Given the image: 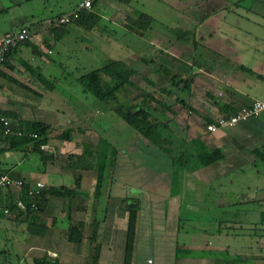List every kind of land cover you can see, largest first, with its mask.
Here are the masks:
<instances>
[{
  "label": "crops",
  "instance_id": "1",
  "mask_svg": "<svg viewBox=\"0 0 264 264\" xmlns=\"http://www.w3.org/2000/svg\"><path fill=\"white\" fill-rule=\"evenodd\" d=\"M256 6L264 11V0ZM52 20L34 26L20 17L0 28V39L23 25L30 31L29 40L13 48L0 65V114L18 127L32 121L48 126L46 141L38 150L30 143L10 146V136L0 139V175L21 180L26 186L41 182L45 192L60 187L71 192L66 196L46 192L39 210L32 213L15 205L17 201L24 204V188L0 187V208L12 207L0 216V264H33L39 259L42 264H122L126 212L121 200L128 196L114 193L111 175L124 151L114 148V163L107 170L110 177L102 180L95 195L98 155L90 170L73 169L66 156L79 155L81 149H61L70 146L74 133L68 141L53 142V128L67 120L56 117V113L65 116L60 108L63 103H50L55 95L45 94L54 91L49 86L53 85L49 81L53 62L47 57L55 43ZM66 28L67 32L73 30ZM259 43L263 46L244 52L241 43L232 46L226 41L225 52L219 53L224 62H212L205 74L208 83L202 86L192 79L194 86L188 88L186 102L175 97L174 111L171 103L162 107L169 115L163 116L165 120L172 118L181 125L173 130L163 124L164 136L177 145L190 143L191 155L214 151L217 157L196 165L192 158L188 169L160 150L145 147L144 153L154 154L160 162V169L155 170L160 178L155 187L147 188L144 183V187H127L138 199L127 264H147V259L150 264H264V109L214 132L204 127L253 100L264 104V39ZM39 76L48 79L39 81ZM244 82L256 83L259 89L254 94L238 92L237 83ZM72 111L80 121L83 111ZM37 226H43L41 232ZM70 227L80 235L77 243L66 237Z\"/></svg>",
  "mask_w": 264,
  "mask_h": 264
},
{
  "label": "rangeland",
  "instance_id": "2",
  "mask_svg": "<svg viewBox=\"0 0 264 264\" xmlns=\"http://www.w3.org/2000/svg\"><path fill=\"white\" fill-rule=\"evenodd\" d=\"M77 2L78 0H0V28L20 17L26 24L40 26L44 21L55 19L66 9L74 7ZM257 3L254 0L98 1L94 7V12L100 16L97 24L89 31L67 24L73 30L55 41L53 53L47 56L53 62L50 63L53 77L49 81L53 84L54 91L45 94L55 95V100H49L50 103H63L60 108L65 111V116L56 113V117L67 120L53 128V142H63L58 136L70 127L74 137L69 141L70 146L63 145L61 150L68 152L89 145L94 157L91 162L96 165L95 159L103 139L111 147L124 151L117 159L116 170L111 175L114 193L120 191L128 196L126 198H134V190L127 189L129 185L146 184L147 188L155 187L154 182H158L160 178L155 170L160 169V162L155 160L154 154L144 153V139L117 118L105 104L83 91L73 78L99 68L108 60H121L133 69L130 81L134 86H126L123 92L116 93L118 103L138 104L156 122L169 124L171 129L178 130L177 127L181 125L175 124L172 118L165 120L163 116L169 115L154 101H161L164 97L160 88L173 91L169 100L178 97L186 102L189 89L186 92L180 86H172L167 80L172 75H177L178 79L190 78L189 87L194 86L192 79L203 86L208 83L205 74L212 67V62H224L219 53L225 52L223 45L226 41L232 42V46L241 43L240 48L244 52L253 47H262L259 41L264 39L261 26L264 25V17L260 16L264 11L256 6ZM132 11L150 18L147 25H136L138 33L121 27V22H125L127 15L134 18ZM257 38L261 39L256 40ZM243 60L248 64L246 58ZM210 82L213 86V81ZM255 84L237 83L238 92L254 94L259 89ZM142 93H147L150 98L144 97ZM68 103H73L74 106ZM174 103L177 102H171L172 111ZM52 108L49 105V109ZM71 108L75 112L83 111L80 113V121L76 119V115V118L72 115ZM109 175L106 170L103 179L106 176L109 178Z\"/></svg>",
  "mask_w": 264,
  "mask_h": 264
},
{
  "label": "trees",
  "instance_id": "3",
  "mask_svg": "<svg viewBox=\"0 0 264 264\" xmlns=\"http://www.w3.org/2000/svg\"><path fill=\"white\" fill-rule=\"evenodd\" d=\"M98 1L100 0H96L92 3L90 11H82L81 13L78 14L77 18L70 21L68 25L74 26L76 28L78 27L85 31H89L93 26L97 24L98 20L100 19V16L96 12H94V7ZM254 1H259V0H254ZM132 12L134 14V18L130 15L129 16L127 15L125 22L124 21L121 22V27H124L129 32L138 33V31H136V25H147L150 22V18L148 15H145L143 13H137L136 11H132ZM61 15H58V17ZM51 25H53L52 26L53 29L51 28V31L54 42L58 41L64 33H67V28H66L68 26L67 24L58 25L55 23V20L53 19L51 21ZM21 28H26L29 30V27L27 25H23L11 31H16ZM8 32H6L5 34H7ZM28 40L26 39L22 42H19L17 45H19L20 43H26ZM16 46L12 47L7 52V54ZM132 73H134L133 69L131 67H128L123 61L108 60L107 62L102 64V66H100L99 68L93 69L84 74H80L74 77L73 79L81 86L83 91L89 93L95 100L105 104L106 107L117 116V118H119L129 127H131L142 139H144V141L146 142L145 147L150 146L160 150L167 157H169L172 162L179 163L182 167L188 169L189 167L192 166L191 164L192 160H194L195 165L206 164L208 162L215 160L217 154L214 151L209 154L199 153L197 151L195 155H191L189 151L191 149L190 143L183 142L182 144H178V145L172 143L168 136H164L162 134L164 132L163 124L156 122V120L150 117V115L146 112V110L140 105L138 104L126 105V104L118 103V100L116 99V93L123 92L126 86H134L130 81ZM176 76L177 75H172L170 79L167 80L171 83L172 86L174 87L180 86L179 88L181 90L188 92L190 78L178 79ZM39 81H44V78L39 76ZM49 86H53V85L50 84ZM160 89L164 93V97L162 98L161 101H157V100L154 101L156 102V104L160 105L161 107L167 108L166 103H171L172 101H174V99L172 101L168 99V97L171 96V93L173 94V91L168 90L165 87H161ZM142 94L144 95V97L147 96L150 98V96L147 93H142ZM19 128L22 129L23 132L35 133L37 137L36 139H31L26 136H21V137L10 136V138L8 139V144L10 146L14 144L30 143L31 147L34 150H38L39 146L45 143L46 134L48 131V126L46 124L38 121H32V122H26L20 124ZM72 134H73V129L67 128L62 133L59 134L58 138L64 141H68L71 138ZM5 138H8V136H6ZM67 158H68V166L73 169L90 170L92 167L91 160L93 159V155L89 145L84 146L81 149L79 155H67ZM114 158H115L114 148L111 147L107 143V141L101 139L99 151H98V162L96 165V172H95L96 176L93 187V193L95 195L99 194L104 172L106 170L109 171V169L112 167L114 163ZM67 190L68 189L64 187H60L58 189L47 188L46 192L47 194L49 193L53 195L66 196L71 192ZM22 191L24 192L25 190L23 189ZM46 192L43 189L39 197L35 200L38 206L37 210H32L31 208H29L26 200L27 198L25 197L22 198V200L24 201L23 203L25 205L23 211L32 212V213L38 211L43 196ZM121 205L124 211L126 212L124 258L122 264H127L128 253L130 251L133 240V228H134L136 211L138 208V199L123 198L121 200ZM6 208L8 209L9 212V208L12 207L10 205L9 207ZM1 215L3 214H0V216ZM38 228H40L39 230L41 232L43 226H39ZM66 233H67L66 237L69 241L75 243L79 241L80 235H78L75 232L74 228L72 227L68 228ZM33 264H42V261L40 259L34 260Z\"/></svg>",
  "mask_w": 264,
  "mask_h": 264
},
{
  "label": "built area",
  "instance_id": "4",
  "mask_svg": "<svg viewBox=\"0 0 264 264\" xmlns=\"http://www.w3.org/2000/svg\"><path fill=\"white\" fill-rule=\"evenodd\" d=\"M96 0H79L76 5L69 12L55 18V23L58 25H66L70 23L73 19H76L78 14L82 11H90L92 3ZM29 30L26 28H21L16 31H10L7 34L3 35L0 39V65L2 64L5 55L7 52L19 42L28 40ZM264 109V104L253 100L250 105L247 107H240L236 112L226 116L218 117L212 123H207L204 127L207 132H214L217 129H222L225 127H230L234 125L237 121L243 120L248 116H255ZM6 136H26L31 139H36L35 133L32 132H23L18 126L12 123V120L4 115L0 114V139L5 138ZM0 187L14 188L20 190L25 189V194L27 198V203L29 208L32 210H37L38 206L35 200L39 197L41 191L44 189V186L41 182L33 183L32 185L26 186L25 183L18 179H11L6 175H0ZM16 207L19 209H24L25 205L20 201L15 203ZM8 209L6 207L0 208V214H7ZM147 264H150V260H146Z\"/></svg>",
  "mask_w": 264,
  "mask_h": 264
}]
</instances>
